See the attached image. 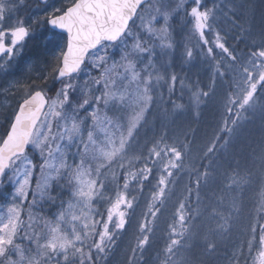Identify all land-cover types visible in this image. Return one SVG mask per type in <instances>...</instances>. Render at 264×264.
Listing matches in <instances>:
<instances>
[{
	"label": "snow or ice",
	"instance_id": "6c2138e0",
	"mask_svg": "<svg viewBox=\"0 0 264 264\" xmlns=\"http://www.w3.org/2000/svg\"><path fill=\"white\" fill-rule=\"evenodd\" d=\"M39 3L24 15L27 0H0V95L15 100L0 106V264H102L147 185L129 258L139 264L181 176L158 264H194L185 253L201 233L202 193L213 189L203 240L215 253L209 237L229 235L240 211L224 193L253 178L227 153L252 117L264 119V28L252 31L242 0ZM198 60L210 64L204 87L181 74ZM217 77L227 82L223 112L193 159L191 125L156 127L150 117L165 93L167 119L198 116ZM177 84L188 105L172 99ZM256 163L264 181V150ZM243 235L226 264H264V183Z\"/></svg>",
	"mask_w": 264,
	"mask_h": 264
},
{
	"label": "trees",
	"instance_id": "16d2710c",
	"mask_svg": "<svg viewBox=\"0 0 264 264\" xmlns=\"http://www.w3.org/2000/svg\"><path fill=\"white\" fill-rule=\"evenodd\" d=\"M242 2L248 6L243 11L245 13V19L249 20V22H250V26H251L252 31L254 33L260 32L261 29L264 28V22H261L259 20V16H261V14H262V9L260 8L259 4H257L255 2V0H253V1L252 0H242ZM38 7L39 6H38L36 0H27V6L24 9H22V12L24 15H28L29 13H33L34 9L38 8ZM177 30L179 32L176 31V39L179 40V37L182 34V32H180V31H182L180 24H177ZM184 32L185 33H183L182 35H183V37H186L187 31L185 30ZM192 42L193 43L195 42L194 39L192 40ZM230 43H235V42L230 40ZM237 47L240 49H244V43L241 42V43L237 44ZM199 64L201 66L200 61H199ZM191 67H192L191 65H184L183 66V72L181 74L188 77V82H191L193 80L199 81L196 74L191 70ZM176 71L180 72L179 66H177ZM210 75H211V72L209 70H205L204 79L202 81H199L201 87H204L206 84L210 83V80H209ZM219 82L221 83L220 80H219ZM225 85H227L226 81L224 83L220 84V86H219L220 90L217 91V94L219 95V97H221L222 101H224V93L227 89V87ZM189 95H190L189 92L186 95L182 94L183 98L185 99V105L189 104ZM174 100H176L177 103H183V101H184V100L178 99V98H174ZM161 108L170 109L171 105L168 104L167 101H165L162 105L157 107V109L153 112L154 113V119L156 118V116L161 115V111H160ZM201 109L202 108L200 107L198 112L201 111ZM205 112L208 114V116H212V114L208 113L207 111H205ZM163 115H164L163 116L164 119L159 121V126L161 127L164 125H168V127L170 129L178 128V124L175 121L176 119H178V117H179L178 120H185L187 117H190V115H188V113H187L186 115L172 117L170 120V119H167L165 117L164 112H163ZM195 117L196 116H193V119ZM188 121L190 123H188V124L184 123V124H187V126L191 125V127L193 128V124L195 122L191 119ZM1 123H2V120H1ZM246 133L250 134V137L252 140L249 141V143L246 144L245 147L238 148L236 145L237 139L229 147V149H231L234 152V154H238V161L241 164L240 171H243L245 168H247V169L250 168L253 171V178H252L251 183L247 186L242 187L239 191H232V193L229 195V197H235L239 201V208H240L239 212H242V213L247 212V211L253 212L260 185L262 183H264V181H262L261 177L258 179L256 177V175L254 174L256 172L259 164L258 163L253 164V161H256V160H254L253 156L249 153V151H251L252 153L260 156L262 150H264V119H261L259 113H257L255 117L251 118L250 123H247L245 125L243 134H246ZM233 156L234 155H232V154L227 155V157L229 159H231ZM243 165H246V167H244ZM208 193H212V190L208 191ZM206 195H207V193L206 194L202 193V196H201L202 201L204 200ZM167 203L165 205L166 210H164V214L162 216L158 217L157 227H156V230L154 232V235L150 239V245L146 249L147 252L152 250V249H155L157 251L161 250V249H163L164 244L166 243V239H167V235H168L167 223L171 218V215L174 211V206L177 204V201H174V205H172V207H169L170 204L167 205ZM193 206H195V201H193ZM205 208L206 207L202 203L201 210H202L203 215L208 214L207 212L204 211ZM127 232L128 231H126V233Z\"/></svg>",
	"mask_w": 264,
	"mask_h": 264
},
{
	"label": "bare ground",
	"instance_id": "6f19581e",
	"mask_svg": "<svg viewBox=\"0 0 264 264\" xmlns=\"http://www.w3.org/2000/svg\"><path fill=\"white\" fill-rule=\"evenodd\" d=\"M191 70L196 74L197 78L199 79V81H202L204 79V75H205V70L200 66L199 62H196V66L195 67H191ZM219 77H217L218 80ZM216 80V82H217ZM208 105V100H206L201 106L204 108L207 107ZM192 118L191 120H193L195 123L193 124V128L196 130V137H195V143L192 146V150H193V159H195V157L199 154L200 150L203 148V146L207 143L208 138H210L211 133L213 131V129L217 126V124L219 123L220 120V114H217L215 116H208V114L203 111L202 113H200L198 116H196L193 119V115L189 114ZM195 116V115H194ZM244 136V137H242ZM242 136H240L237 139L236 145L238 148H242L245 145V142L243 141L245 138H249V141H251V137L250 134L246 133V134H242ZM202 139L203 140V144H200L199 140ZM247 144V143H246ZM249 153L253 156L254 160L258 161L259 159V155L252 153L251 151H249ZM232 154L235 156V159L238 161V154H234V152L231 149H228V153L227 155ZM223 158V157H222ZM244 167H246V165H243ZM259 167L257 168L256 172L254 173L256 175V177L259 179L260 178V174H259ZM250 169V168H248ZM252 170V169H251ZM181 178H183L185 180V176H181ZM187 179V177H186ZM212 191H218L216 189H213ZM232 192H227L224 193L227 197H229V195ZM214 197L212 195V193H208L205 196L204 200H203V204L205 207L211 205L214 202ZM170 204L169 207H172V205H174V200H171L167 203V205ZM250 210V209H249ZM253 215L252 211H247V212H239V215L234 217L233 222H232V229L229 235L227 236H210V239H213L215 241V243L217 244V250L216 253L221 250L224 246L227 248V243H231L232 245L238 240L237 237L238 236H243L244 239V235L242 233V229L244 230L245 227H247V225L249 224L251 217ZM201 233L200 235H198L196 238H194L192 241H190V247L188 249L189 252H192L196 255H198V257L201 259L199 260L198 263H196V258L193 257L191 259H193L194 264H213L210 261H204L203 260V255L208 253L205 251L204 248V240H203V233L208 231V227L214 226L213 222L210 221L208 219V214L203 215L202 219H201ZM238 243V242H237ZM154 250V251H153ZM162 250V249H161ZM161 250H155L152 249L150 251H146L144 252V256L141 257V259L143 258V262H148L147 260L152 256V254H157L159 253ZM131 256V252L129 253L128 257ZM140 263V262H139Z\"/></svg>",
	"mask_w": 264,
	"mask_h": 264
},
{
	"label": "rangeland",
	"instance_id": "374dc122",
	"mask_svg": "<svg viewBox=\"0 0 264 264\" xmlns=\"http://www.w3.org/2000/svg\"><path fill=\"white\" fill-rule=\"evenodd\" d=\"M255 2L257 4H259L260 8L262 9V14H261V16H259V20L261 22H264V0H255ZM39 9L40 8H38V9L35 8L33 13L37 12ZM182 34H183V32H182ZM182 34L179 37L178 41H181L184 38ZM215 51L219 52L218 49L215 50ZM0 83H3V81H0ZM176 90H177L176 91V95H177V93L180 91L179 84H177ZM182 94L183 95L188 94V90H184L181 93V95H179L178 97H183ZM165 95H167V94H165ZM176 95H174L173 98H176L175 97ZM211 99L213 101L217 100V98L215 100V98L213 96L211 97ZM9 104L14 106L15 105V100L13 98H11V97H5L3 95H0V106H5V105H9ZM183 104H185V101H183ZM218 104H223V101H222V103H218ZM160 111H161V115H158V116H156L155 119L151 120L153 126L160 127L159 126V121L164 119L163 118V116H164L163 115V111L162 110H160ZM222 112H223L222 105L214 104L212 106V111H211L210 114H212V116H215L216 114L222 113ZM187 113H188V115L192 114L194 116L193 112H191V111H186L184 113V115H186ZM191 118L192 117H187L185 120H178L179 119V117H178V119H176L175 121L178 124V126L183 124L186 127L187 124L190 123L188 120H190ZM184 123H187V124H184ZM0 124H2L1 120H0ZM0 131H2V129H0ZM242 137H244V136H242ZM243 141L245 142V145H244V147H245L246 143L247 144L249 143V138H245ZM199 142H200V144H203V140L202 139H200ZM186 180H187L186 176H185V180L183 178H181V177L179 178L178 187H177V189L174 192V197L172 196L169 201L173 200V198H177L178 197L179 189H180V193H181L183 185H184V183H186ZM147 194H148V188H147V185H146L144 194L139 197L141 207L136 210L135 215L132 217V220L130 221L131 227L126 228L124 233H122L119 236V238L116 240V245L113 248L112 252L109 254L107 259L102 262V264H129V258L130 257H128V255L131 252L130 249L132 247H134V245H135V236L138 234L137 226H138V221L140 219V212L144 208L145 197L147 196ZM245 229H246V227H245ZM126 231H128V232L126 233ZM241 231L243 233V229ZM237 239L238 240L233 245L228 242L227 243V248L224 246L217 253L215 252L213 254H209V253L204 254L203 255V260L204 261L208 260V261L212 262L213 264H226V256H227V254L230 251L233 250V246L236 245L237 242H240V241L243 240V236L242 237L238 236ZM145 252H146V250H145ZM185 255H186V253H185ZM187 255H189L191 258L195 257L196 258V263H198L199 260H201L198 257V255H196V254H194L192 252L187 251ZM143 256H144V254H143ZM143 256H139L138 255L137 258H138V260L140 262L139 264H158L157 254H152V256L147 260L148 262H143L144 261L143 258L141 259V257H143Z\"/></svg>",
	"mask_w": 264,
	"mask_h": 264
}]
</instances>
